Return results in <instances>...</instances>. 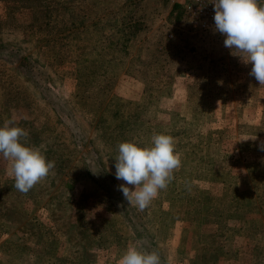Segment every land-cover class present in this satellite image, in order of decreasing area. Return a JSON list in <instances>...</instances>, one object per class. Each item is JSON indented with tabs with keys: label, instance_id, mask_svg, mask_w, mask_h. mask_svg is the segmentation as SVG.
<instances>
[{
	"label": "rangeland",
	"instance_id": "rangeland-1",
	"mask_svg": "<svg viewBox=\"0 0 264 264\" xmlns=\"http://www.w3.org/2000/svg\"><path fill=\"white\" fill-rule=\"evenodd\" d=\"M224 39L169 0H0V127L55 161L23 194L0 155V264H119L129 247L264 264V85ZM153 134L181 167L141 212L114 159Z\"/></svg>",
	"mask_w": 264,
	"mask_h": 264
},
{
	"label": "clouds",
	"instance_id": "clouds-1",
	"mask_svg": "<svg viewBox=\"0 0 264 264\" xmlns=\"http://www.w3.org/2000/svg\"><path fill=\"white\" fill-rule=\"evenodd\" d=\"M211 3L215 30L225 37L224 46L245 65L251 64L249 75L264 85V6H259L258 0H211ZM27 137L28 132L15 126L14 120L5 121L0 127V155L10 161L8 175L14 177L15 189L23 194L55 167V161L47 160L39 148L27 146ZM248 139L255 140L256 136ZM260 149L264 151V142ZM114 160L115 178L124 182L119 185V191L128 205L141 212L160 190L168 187L174 171L181 167L174 138L166 134H153L151 146L122 142ZM129 186H134V190ZM119 264H161V259L155 251L129 247Z\"/></svg>",
	"mask_w": 264,
	"mask_h": 264
},
{
	"label": "built area",
	"instance_id": "built-area-1",
	"mask_svg": "<svg viewBox=\"0 0 264 264\" xmlns=\"http://www.w3.org/2000/svg\"><path fill=\"white\" fill-rule=\"evenodd\" d=\"M182 8L192 28L202 33L217 32L214 22V6L211 0H169Z\"/></svg>",
	"mask_w": 264,
	"mask_h": 264
},
{
	"label": "trees",
	"instance_id": "trees-1",
	"mask_svg": "<svg viewBox=\"0 0 264 264\" xmlns=\"http://www.w3.org/2000/svg\"><path fill=\"white\" fill-rule=\"evenodd\" d=\"M177 6V5H176ZM181 8V7H180ZM182 9V8H181ZM183 11V10H182Z\"/></svg>",
	"mask_w": 264,
	"mask_h": 264
}]
</instances>
